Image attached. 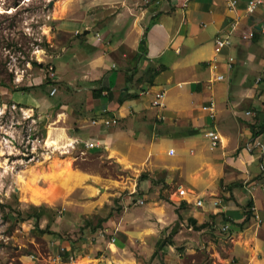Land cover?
I'll use <instances>...</instances> for the list:
<instances>
[{"label":"crops","instance_id":"1","mask_svg":"<svg viewBox=\"0 0 264 264\" xmlns=\"http://www.w3.org/2000/svg\"><path fill=\"white\" fill-rule=\"evenodd\" d=\"M247 1L231 6L230 0H91L98 6L88 11V20H64L66 28L80 33L64 52L63 74L76 98L72 96L74 105L56 112L50 126L52 134L72 143L100 140L95 149L128 169L162 170L164 163L154 166L159 157H175L186 192L178 193L177 204L191 200L195 206L194 214H186L189 222L227 223L235 264H264V0L252 12L245 8ZM96 32L103 39L96 40ZM217 35H228L231 43L217 47ZM212 60L223 78L214 79ZM160 87L166 90L162 110L150 105L152 91ZM211 97L216 102L213 117L201 108ZM104 114L115 115L117 122L105 127L92 122ZM207 128L220 133L215 147L204 135ZM145 174L141 189L156 179ZM58 176L66 193L77 188L84 196L70 198L71 212L73 205L83 212L101 207L108 192L118 191L106 187L109 179L84 169L71 167ZM99 185L105 186V194L95 195ZM197 198L203 204L196 205ZM208 199L218 203L205 206ZM178 210L174 214L185 213ZM110 214L102 224L108 225ZM88 249L74 263L91 259L93 246Z\"/></svg>","mask_w":264,"mask_h":264},{"label":"rangeland","instance_id":"2","mask_svg":"<svg viewBox=\"0 0 264 264\" xmlns=\"http://www.w3.org/2000/svg\"><path fill=\"white\" fill-rule=\"evenodd\" d=\"M97 6L91 0H0V264H235V242L226 224L213 220L197 227L186 218L196 212L192 201L177 204L185 181L175 157L160 156L154 166L167 167L145 171L156 179L141 189L146 180L138 178L141 167L124 168L98 147L86 148L82 141L74 147L52 134V118L76 98L63 71L64 52L79 32L66 28L64 20H88V11ZM71 167L109 179L106 187L117 193L108 192L101 207L83 212L73 205L71 212L70 198L84 196L77 188L66 193L57 183ZM22 186L29 191H20ZM32 189L47 196L34 202ZM94 190L106 193L103 185ZM34 213L39 220L28 218ZM100 214H110L108 225L97 226ZM160 241L164 245L157 248ZM90 246L91 259L74 263Z\"/></svg>","mask_w":264,"mask_h":264},{"label":"built area","instance_id":"3","mask_svg":"<svg viewBox=\"0 0 264 264\" xmlns=\"http://www.w3.org/2000/svg\"><path fill=\"white\" fill-rule=\"evenodd\" d=\"M263 2V0H248L246 2V10L247 12H252L255 10V8L261 4ZM236 3V0H230V5L234 6ZM235 27V21L232 22V28ZM261 29L262 31H264V21L261 24ZM95 37L97 40L102 39L100 32H96L95 33ZM231 43V39L228 37V35H217L215 37V44L217 45V47L221 48L223 46L229 45ZM233 58L231 56L228 57L227 60V65L228 67L231 66ZM209 67L214 71V79H221L224 77V74L222 72H218V65L217 62L215 60H212L211 62H209ZM50 68H52V66H50ZM52 76L54 75V72H51ZM261 77H257L256 81H259ZM180 84V83H179ZM165 96H166V90L164 87H160L158 89H155L152 91V96H151V105L162 110L165 107ZM201 108L203 110H207L210 114V116H214L215 115V109H216V102L215 100L211 97L206 103L202 104ZM157 116L159 118H163L164 114L162 112H159L157 114ZM92 122H100L103 126H110L113 125L117 122V117L115 115L109 114V115H103L99 118H94L92 119ZM204 135L209 139V144L211 147H215L217 146V144L220 142L221 137H220V133L214 129V128H207L204 131ZM84 147L86 148H95V147H99L101 146V141L98 139H94V140H85L82 141ZM77 143V142H74ZM74 143L71 142V144L74 146ZM75 147V146H74ZM169 153L173 154L174 153V149L170 148L169 149ZM261 167L262 169H264V164L263 162H261ZM178 193L180 195H184L185 192V188L184 187H180L178 188ZM204 200H202V198H197L195 200V204L196 205H201L203 204ZM213 204H217L218 200H213L212 201ZM251 209H253L252 211H254V216L259 219V215L258 213L255 211L254 206L251 207ZM226 227V225H225ZM112 241L115 240V237L112 236Z\"/></svg>","mask_w":264,"mask_h":264},{"label":"bare ground","instance_id":"4","mask_svg":"<svg viewBox=\"0 0 264 264\" xmlns=\"http://www.w3.org/2000/svg\"><path fill=\"white\" fill-rule=\"evenodd\" d=\"M262 4V3H261ZM83 30V29H82ZM94 38V37H93ZM103 39V38H102ZM97 40V39H96ZM66 42V41H65ZM212 79V78H211ZM69 80H71V79H69ZM213 80V79H212ZM100 88V87H99ZM104 90V89H103ZM104 91H106V90H104ZM108 91V90H107ZM111 91V90H110ZM25 92V91H24ZM138 92H141V91H138ZM134 93V92H133ZM108 94V93H107ZM147 94V93H146ZM138 95V94H137ZM136 95V96H137ZM149 95V94H148ZM112 96V95H111ZM131 96V95H130ZM149 96H151V95H149ZM134 97V96H133ZM94 98V97H93ZM108 98V97H107ZM166 98V97H165ZM117 99V98H116ZM150 103V102H149ZM91 105V104H90ZM151 105V104H150ZM92 111V110H91ZM85 114V113H84ZM105 115V114H104ZM103 116V115H102ZM163 122V121H162ZM92 123V122H91ZM89 125H91V124H89ZM91 126H93V124L91 125ZM105 127V126H104ZM63 132V131H62ZM93 132V131H92ZM51 135V134H50ZM94 135V134H93ZM63 136V135H62ZM53 137V136H52ZM65 137H67V136H65ZM50 138V137H49ZM49 138H47V140H46V137H45V140H46V142H49V143H53L54 142V140H52V139H49ZM58 137H56V139H57ZM63 138V137H62ZM55 139V138H54ZM74 139V138H73ZM65 141V140H64ZM64 141H63V143H64ZM67 141V140H66ZM70 141V140H69ZM57 144H58V141H57ZM66 144V143H65ZM77 144V143H76ZM67 145V144H66ZM71 148V147H70ZM81 149V148H80ZM103 151V150H102ZM65 160H67L66 158H64ZM69 159V158H68ZM61 162V161H60ZM72 170V169H71ZM72 173V172H71ZM67 175V174H66ZM65 175V176H66ZM72 175V174H71ZM70 175V176H71ZM79 175V174H78ZM69 176V177H70ZM59 177V176H58ZM73 177V176H72ZM58 180V179H57ZM72 180H73V178H72ZM74 181V180H73ZM80 182V181H79ZM25 185H26V183H25ZM28 186L29 185H31V184H27ZM20 186V185H19ZM30 188V187H29ZM22 190V192L24 193V191H29V190H26V187L25 186H22L21 188H20V191ZM59 191V190H58ZM30 198H31V200L32 201H34V202H38V201H40V199H42L43 198V200L45 199L44 197L45 196H47V195H44V193L43 192H41V191H37V190H34V189H32V190H30ZM55 195V194H54ZM29 197V196H28ZM50 198V197H49ZM210 200V199H209ZM213 200V199H212ZM217 200V199H216ZM39 205V204H38ZM220 205V204H219ZM207 209H208V207H207ZM212 211V210H211ZM216 215V214H215ZM244 215V214H243ZM217 216H218V214H217ZM224 216V215H223ZM223 219V218H222ZM226 220V219H225ZM229 221V220H228ZM227 221V222H228ZM226 222V221H225ZM237 222V221H236ZM230 223L232 224V222L230 221ZM222 224V223H221ZM227 224V223H226ZM230 225V224H229ZM222 226V225H221ZM220 226V227H221ZM224 227V226H223ZM230 226H228V228H229ZM227 228V227H226ZM222 230H224V229H222ZM226 232V231H225ZM230 232V231H229ZM152 257V256H151Z\"/></svg>","mask_w":264,"mask_h":264},{"label":"trees","instance_id":"5","mask_svg":"<svg viewBox=\"0 0 264 264\" xmlns=\"http://www.w3.org/2000/svg\"><path fill=\"white\" fill-rule=\"evenodd\" d=\"M13 89L17 90V89H27V88L16 86ZM95 91H96V89L93 90V95H95ZM262 127L264 128V123H263ZM146 177H147V175L144 172L140 173L139 176H138L139 179H144ZM182 202H184V201H182ZM34 217H35V219L39 220L40 214L39 213H34V214H29L28 215V218H34ZM107 217H99L97 226H99L102 223V221L107 219ZM190 221L194 223L196 220L194 218H190ZM204 225H205L204 223H200L199 225H196V226L197 227H201V226H204ZM97 226H94L92 228L95 229ZM82 227H84V226H82ZM41 230L42 231H46V228H42ZM162 245H164L163 241L157 242V248L162 247ZM69 253H70V250L68 249V250H66L65 255H68ZM155 253H157V249L154 250L153 254L155 255Z\"/></svg>","mask_w":264,"mask_h":264},{"label":"water","instance_id":"6","mask_svg":"<svg viewBox=\"0 0 264 264\" xmlns=\"http://www.w3.org/2000/svg\"><path fill=\"white\" fill-rule=\"evenodd\" d=\"M88 31V29H84L83 32L86 33Z\"/></svg>","mask_w":264,"mask_h":264}]
</instances>
